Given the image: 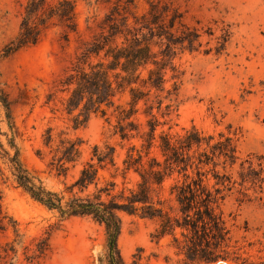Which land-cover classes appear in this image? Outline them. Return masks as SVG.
<instances>
[{"label":"rangeland","instance_id":"rangeland-1","mask_svg":"<svg viewBox=\"0 0 264 264\" xmlns=\"http://www.w3.org/2000/svg\"><path fill=\"white\" fill-rule=\"evenodd\" d=\"M25 2L0 0V85L12 101L25 166L48 188L68 195L67 186L95 145L115 146L119 165L131 144L141 145L139 138L123 141L114 133V116L93 114L76 128L59 98L47 99L81 39L100 32L113 9L116 20H127L130 26H140L137 20L155 22L153 30L162 38H153V49L159 61L167 62L165 89H153L148 103L155 105L160 121L157 133L195 125L206 135L219 138L222 133L236 140L235 164L218 166L221 173L232 176L231 188L214 207L226 221L229 249L238 258L191 263L174 246L171 235L154 236L155 221L124 214L119 238L124 264H264V0H76L77 31L67 36L66 27L54 24L36 45L5 56L4 47L20 31ZM150 68L155 65L142 69L143 77H148ZM158 93L163 98L161 109ZM129 97L127 90L118 102ZM139 107L138 122L145 125L150 118L144 112L147 105L141 101ZM0 128L8 130L1 106ZM62 137L83 140L82 158L74 167L67 164L66 175L51 164ZM0 138L6 140L4 135ZM208 177L213 189L216 180L212 173ZM0 194L4 208L18 223V238L13 229L0 232V244L18 239L14 264H31L27 256L41 238H49L51 249L40 264H109L105 228L98 222L89 217L62 218L12 179H0Z\"/></svg>","mask_w":264,"mask_h":264},{"label":"trees","instance_id":"trees-1","mask_svg":"<svg viewBox=\"0 0 264 264\" xmlns=\"http://www.w3.org/2000/svg\"><path fill=\"white\" fill-rule=\"evenodd\" d=\"M22 6L20 31L4 47L5 56L36 45L54 24L66 27L67 36L78 30L76 0H26ZM106 21L100 32L90 39H81L47 102L59 98L62 110L72 117L76 128L85 125L93 114L108 119L114 116V133L123 141L139 138L141 145L128 147L122 165L116 160L115 146L95 145L90 159L82 163L79 175L67 186L68 195L54 191L25 166L12 101L0 85V106L8 127L6 131L0 128V135L6 137L5 141L0 138V179H12L16 186L48 209L59 212L62 218L89 217L104 226L109 264H124L119 248L124 214L155 221L154 236L161 239L171 235L174 246L191 263L235 260L238 257L232 255L227 242L230 230L214 204L224 200V191L231 188L232 176L221 173L218 166L235 164L236 140L222 133L219 138L206 135L195 125L182 131L157 133L160 121L153 111L155 105L148 103L153 89H165L167 62L159 61L153 49V38H162V34L153 30L155 22L137 20L140 26H130L127 20L117 21L114 9ZM145 28L149 31L144 32ZM149 64L155 68L143 77L142 69ZM127 90L129 99L118 102ZM155 97L157 108L161 109L163 98L159 93ZM141 101L147 105L144 112L150 116L145 125L137 118ZM48 134L51 143V129ZM82 144L79 137L60 139L51 162L56 164L59 174L68 173L67 164H78ZM210 173L216 180L213 189L208 183ZM120 176L122 180L118 179ZM9 229L17 238L20 236L18 223L4 208L0 194V232ZM17 238L0 244V264H14ZM50 249L49 238H41L27 259L31 264H40Z\"/></svg>","mask_w":264,"mask_h":264}]
</instances>
